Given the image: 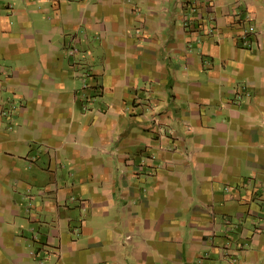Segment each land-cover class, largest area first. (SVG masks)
Here are the masks:
<instances>
[{
  "label": "crops",
  "instance_id": "0c3cea01",
  "mask_svg": "<svg viewBox=\"0 0 264 264\" xmlns=\"http://www.w3.org/2000/svg\"><path fill=\"white\" fill-rule=\"evenodd\" d=\"M0 264H264V0H0Z\"/></svg>",
  "mask_w": 264,
  "mask_h": 264
},
{
  "label": "built area",
  "instance_id": "2783aa9c",
  "mask_svg": "<svg viewBox=\"0 0 264 264\" xmlns=\"http://www.w3.org/2000/svg\"><path fill=\"white\" fill-rule=\"evenodd\" d=\"M75 52H76V50H75L74 47L70 48V53H71V54H74Z\"/></svg>",
  "mask_w": 264,
  "mask_h": 264
}]
</instances>
